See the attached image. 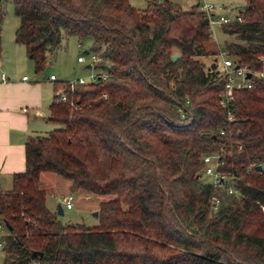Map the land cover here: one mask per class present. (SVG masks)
<instances>
[{"label":"trees","instance_id":"obj_1","mask_svg":"<svg viewBox=\"0 0 264 264\" xmlns=\"http://www.w3.org/2000/svg\"><path fill=\"white\" fill-rule=\"evenodd\" d=\"M15 41L44 70L63 33L100 55L95 81L60 83L49 120L28 138L25 170L0 190L6 264H264V78L219 105L224 77L208 17L172 0H13ZM222 24L223 49L264 67V0ZM4 4L0 0V52ZM177 54V58L173 55ZM211 58V63L207 59ZM100 76V78H99ZM105 94V95H103ZM224 131V133H221ZM225 145L238 194L203 178L205 153ZM253 165L249 170V166ZM261 165V169H257ZM70 191L110 196L96 226L64 223L40 175ZM219 198L216 209L212 198Z\"/></svg>","mask_w":264,"mask_h":264},{"label":"crops","instance_id":"obj_2","mask_svg":"<svg viewBox=\"0 0 264 264\" xmlns=\"http://www.w3.org/2000/svg\"><path fill=\"white\" fill-rule=\"evenodd\" d=\"M130 1L134 5V0ZM229 39H231L230 35ZM16 44L19 43L16 42ZM1 46L0 190H8L12 187L13 174L25 170V144L28 138L36 134H41L40 132L44 129L45 123H50V106L60 91H58L59 85L63 81L70 80L59 78L52 70L50 71V69L43 73H37L32 67L34 66L33 61L28 58L26 48L23 44H19L20 47L18 49L14 48V51L17 50V52H19V57L16 53H14V55L10 54L12 57L8 56V53L3 48L2 35ZM210 46H212V44ZM213 47L215 46L213 45ZM20 48L23 49L21 50ZM88 51L90 50L88 49ZM26 58L30 61H26ZM12 59L17 64L16 67L12 66L10 62ZM89 64H91V62L88 63L87 66ZM93 65L94 64H91L90 68H92ZM3 73L5 74L4 78L2 77ZM51 75H55L56 78L50 79ZM24 76H27V78L24 79ZM24 108H26V110H24ZM40 179L43 187L47 191V207L51 211L57 212L60 203H58V205L56 203L63 197V203L66 208L64 202L66 196L68 194L74 195V193L70 191V180L50 171L42 172ZM99 202L100 201L91 202L89 205L90 209L98 210ZM73 207L74 205L72 208ZM64 212L65 210L63 208V214ZM0 219L2 218L0 217ZM8 230L5 224V228H3L1 230L2 233H0V240H2L1 237L3 235L8 233ZM0 248L2 249L1 264H6L4 262L3 247Z\"/></svg>","mask_w":264,"mask_h":264},{"label":"rangeland","instance_id":"obj_3","mask_svg":"<svg viewBox=\"0 0 264 264\" xmlns=\"http://www.w3.org/2000/svg\"><path fill=\"white\" fill-rule=\"evenodd\" d=\"M4 4L5 16L2 22V43L4 50L10 54L16 53L20 46L15 42V29L19 24V19L15 15L13 0H2ZM177 2L183 9L189 10L194 5H203L204 3L213 4L216 7V12L219 15H225L228 17L236 16L240 10H242L246 4V0H172ZM134 5L139 8H144L146 6V0H134ZM213 33L212 45L215 48H223L225 41L229 39V35L225 34L222 25L214 24L211 26ZM92 48V42L90 40L83 41L80 45L78 38L73 35H67L63 33L61 45L56 49V51L50 56L46 67L42 71L45 72L50 69L61 79L74 80L80 77L86 79L87 83L93 82L91 80V74H98L102 71L98 68L97 63L93 65L92 68L88 67L87 64L90 63V57L84 52V50H90ZM21 50L23 48H20ZM14 51V52H13ZM80 55L85 56V62H79L78 57ZM12 57V56H10ZM19 57V56H18ZM26 61L28 58H26ZM12 66L16 67V63L12 59L10 61ZM208 63H211V58L207 59ZM14 63V64H13ZM31 63V62H29ZM33 69L34 66H32ZM20 68V67H19ZM29 69V68H28ZM29 72V71H26ZM36 73V72H35ZM61 125L57 122L50 121V123H45L44 129L40 133H46L48 130L60 128ZM109 198L110 196H99L88 194L86 192H75L73 195V205L72 209H67L63 203V197L60 198L58 203L62 205L65 212L63 215H59V218L64 223L71 224H83L86 226H96L99 223L98 217L94 214L96 209H90L89 205L91 202L101 201L103 198ZM5 232V231H3ZM0 233L2 231L0 230ZM2 249L0 248V264L2 262Z\"/></svg>","mask_w":264,"mask_h":264},{"label":"built area","instance_id":"obj_4","mask_svg":"<svg viewBox=\"0 0 264 264\" xmlns=\"http://www.w3.org/2000/svg\"><path fill=\"white\" fill-rule=\"evenodd\" d=\"M199 8L201 11L205 13L208 17L210 25L214 24H225L229 23L233 20L242 21L243 18L241 15L237 14L234 17H228L225 15L217 14L216 7L213 4L204 3L200 5ZM81 45V44H80ZM90 57L91 64H95L98 61H102L99 54L95 52L88 53ZM218 63L220 66L221 74L224 77V86L222 91L220 92L219 97V105L223 108H227L230 106V103L233 99V93L235 89L238 88H246L251 86V78L255 75L257 77L264 78V67L259 70H252L248 63H241L236 58L232 57L227 50L223 48L218 49ZM78 61L85 62V56L80 55L78 57ZM248 73H251V76L248 77ZM98 74L92 73L91 80L95 81ZM2 77H5V74H2ZM24 79L27 76L23 77ZM55 75H51L50 79H55ZM71 86L73 87L76 84H84L87 83L86 79L80 77L78 79H74L69 81ZM60 98L63 101L67 100L66 94L64 90L61 89L59 91ZM105 95V94H103ZM26 110V108H24ZM224 133V131H221ZM227 152L226 146L221 145L218 150L207 152L203 155V171L202 175L206 182L210 183L215 188H222L228 191L231 194H238V189L236 187L237 177L233 170L225 168L226 159L225 153ZM253 165L249 166V170H251ZM66 208H72L73 206V195L68 194L65 198ZM220 204V199L215 197L211 200V206L213 209H216ZM5 228V223L2 219H0V230ZM4 242L0 240V247H3ZM29 264H36L34 262H30Z\"/></svg>","mask_w":264,"mask_h":264},{"label":"water","instance_id":"obj_5","mask_svg":"<svg viewBox=\"0 0 264 264\" xmlns=\"http://www.w3.org/2000/svg\"><path fill=\"white\" fill-rule=\"evenodd\" d=\"M84 52H85L86 54L89 53L88 50H84ZM177 56H178L177 54H174V55H173V58H177ZM88 66L91 67V64H89ZM250 76H251V73H248V77H250ZM99 78H100V76H99ZM261 168H262L261 165H257V169H261ZM0 213H1V210H0ZM57 214H58V215H63V207H62L61 204H59V206H58ZM94 214L97 216V215H98V211H95ZM4 222H5L6 226H7V228L10 230V229H11V226L9 225V223H8L6 220H4Z\"/></svg>","mask_w":264,"mask_h":264}]
</instances>
